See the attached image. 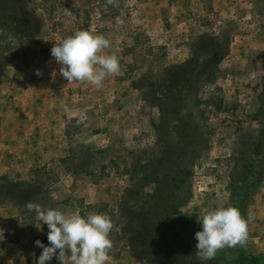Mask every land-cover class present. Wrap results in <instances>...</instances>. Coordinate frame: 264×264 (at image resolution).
I'll return each mask as SVG.
<instances>
[{
  "label": "rangeland",
  "instance_id": "1",
  "mask_svg": "<svg viewBox=\"0 0 264 264\" xmlns=\"http://www.w3.org/2000/svg\"><path fill=\"white\" fill-rule=\"evenodd\" d=\"M25 3L20 2L34 13L40 32L31 42L11 36L1 39L6 63L0 77V127L15 113L11 94L25 68L52 59L54 43L76 30L109 39L110 47L104 51L118 57L121 70L102 88L88 82L67 83L65 92L72 100L66 102L74 116L61 122L62 141L50 144L59 154L31 165L30 156H22L21 165H10L15 175H0L30 182L35 191L31 202L42 207L65 200L78 206L82 216L109 215L120 229L111 233V252H123L129 264H159L143 262L127 246L139 227L138 221L125 222L122 213L141 211L144 202L157 209L154 215L163 222L165 237L196 254L195 233L202 230L203 212L233 206L231 187L252 173L243 164L257 168L261 163L263 147L253 144V139L258 143L263 127L255 112L264 75V0H117L116 6L106 5V0ZM197 35L212 36L224 54L214 76L203 75L182 85L183 101L174 106L187 123L180 128L172 113L165 114V123L159 121L146 85L166 67L182 62L188 56V43ZM50 130L45 126L43 134L54 135ZM258 171L259 182L250 190L246 205V217L249 213L254 217L248 225V241L243 247L220 250L217 257L230 260L242 250L264 253V167ZM174 176L178 189L171 181ZM151 193L158 197L147 195ZM167 195L175 198V212L168 217L162 212ZM5 200L3 196L0 202ZM9 201L15 203L16 219L8 232L18 238L30 231L36 214L21 204L24 199Z\"/></svg>",
  "mask_w": 264,
  "mask_h": 264
},
{
  "label": "trees",
  "instance_id": "2",
  "mask_svg": "<svg viewBox=\"0 0 264 264\" xmlns=\"http://www.w3.org/2000/svg\"><path fill=\"white\" fill-rule=\"evenodd\" d=\"M20 2H22V0H0V43L2 42L1 39L6 36L21 39L25 42H31L40 32V23L34 21V13L30 10L27 12ZM24 4H26L25 0ZM16 5H19V7H16ZM212 38V36L208 38H203L200 35L194 36L190 43H188V56L182 62L166 67L161 76L157 78L153 77L148 80L146 86H148L151 91L148 97L159 112L160 122H166L168 117H165V114L168 116L169 112L176 116L177 120H180L178 124L180 128H183V126L187 124L182 119L183 117H180V112L178 113L177 108L174 106L179 105L183 101L180 95L182 92V85L194 83L193 81L195 79L200 77L203 78V75H209L210 77L214 76L216 66L224 52L218 51V44L215 40H212ZM5 48V46L0 44V77L3 74L2 69L6 63V55H3ZM261 79L260 91L257 94L258 109L255 115L259 117L263 125L260 130V134L262 135L256 134L258 143L254 142L256 137L253 139V144H261L263 147L262 156L261 159H259L261 163H259L256 168L253 164H247L245 161L243 166L248 172L251 171L253 173L257 169L256 174L254 173L255 176H253L254 174L252 175V173H248V176L240 179L239 186H232L230 189V198L232 200L234 199L233 206L237 207L245 217L250 190L252 192L257 186L259 182L257 178V175L259 176L258 170H260L261 166L264 167V120L261 119L264 112V75ZM192 129L195 130L194 128ZM176 179L174 176L171 181L175 180L173 186L178 189ZM135 192L137 194L139 193L137 190H135ZM174 194H176V191ZM34 195L35 191L32 189V184L30 182L24 180H11L5 175H0V200L3 196L15 198V200L24 199L21 203L23 205L32 201ZM147 195L151 198L154 196L158 197L157 193ZM174 201V196L173 198H169V195H167L164 200L163 216L165 215L168 217L175 212L173 206ZM144 203L143 208H140L141 211L128 210L122 213V219L124 218L125 222L138 221L137 225L139 230L134 236L129 237L127 246L131 248V254L143 262L146 260H154L156 262L158 261L157 263L159 264H264V253L253 254L247 250L239 251V255L230 260H224L217 256L215 259L209 261L199 260L196 254L187 249L181 242H176L165 237L166 228L163 222L154 215V212L158 214L157 209H151L152 205L148 202ZM12 204L15 203L12 202ZM148 214L151 215L149 216ZM131 215H133V217H131ZM15 219L16 217L8 219V227ZM6 235L13 240L17 238L11 237V233L8 231H6Z\"/></svg>",
  "mask_w": 264,
  "mask_h": 264
},
{
  "label": "clouds",
  "instance_id": "3",
  "mask_svg": "<svg viewBox=\"0 0 264 264\" xmlns=\"http://www.w3.org/2000/svg\"><path fill=\"white\" fill-rule=\"evenodd\" d=\"M116 4L117 0H106V5ZM66 15L71 16V12L66 10ZM109 47L110 41L104 35L76 30L54 43L50 51L60 65L59 74L68 83L88 82L102 88L107 78L119 75L121 70L118 57L104 51ZM36 74L41 75V71L38 69ZM25 207L35 212L36 219L48 228L49 245L35 241L42 249L37 264H46L53 257L60 264H109L113 248L110 236L114 229L120 231L109 215L88 212L82 216L79 211L68 213L31 201ZM253 219L251 213L245 217L232 205L206 209L199 221L202 230L195 233L197 258L209 261L224 248L245 246L249 238L248 225Z\"/></svg>",
  "mask_w": 264,
  "mask_h": 264
},
{
  "label": "crops",
  "instance_id": "4",
  "mask_svg": "<svg viewBox=\"0 0 264 264\" xmlns=\"http://www.w3.org/2000/svg\"><path fill=\"white\" fill-rule=\"evenodd\" d=\"M38 69L41 75L36 74ZM59 69L60 65L52 58L37 60L35 65L29 64L22 72L21 81L11 94V102L16 107L13 108L15 113L12 115L14 110L11 109V119L3 123L6 124L5 127H0V172L15 175L16 172L10 165H21L22 156L29 155L31 165L49 157L45 160L47 162L54 153L59 154L57 148H50V144L55 145L56 141H62L61 130L64 126L61 122L74 116V109L66 102L72 100L65 92L68 82L61 79ZM8 107L9 105L6 108ZM48 125L54 135L43 134L45 126ZM36 132L38 135H32ZM10 198L0 202V264H37L42 249L35 245V241L40 240L45 246L49 245L47 225L37 220L35 215L30 231L21 234L16 240L7 237V221L16 214V207L9 201ZM44 208L68 213L79 211L78 206L65 200L53 202ZM46 264L60 262L53 257ZM109 264H129V257L123 252H111Z\"/></svg>",
  "mask_w": 264,
  "mask_h": 264
}]
</instances>
